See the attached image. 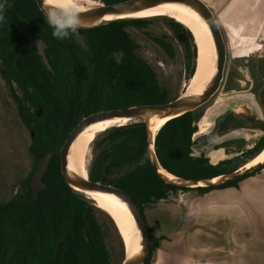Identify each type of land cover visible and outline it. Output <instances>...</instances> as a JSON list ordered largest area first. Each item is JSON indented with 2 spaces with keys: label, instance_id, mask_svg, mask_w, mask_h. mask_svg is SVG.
<instances>
[{
  "label": "trees",
  "instance_id": "obj_1",
  "mask_svg": "<svg viewBox=\"0 0 264 264\" xmlns=\"http://www.w3.org/2000/svg\"><path fill=\"white\" fill-rule=\"evenodd\" d=\"M112 5L128 0H96ZM6 7L0 21L1 73L19 117L31 136L32 175L8 202H0V264H122L125 245L112 218L84 194L71 189L61 173L60 155L69 134L85 117L103 111L140 105H161L176 100L162 85L154 66L140 53L130 29L144 31L163 24L184 50V75L190 81L196 70L197 46L192 33L173 18L158 16L125 19L80 29L79 38L55 39L53 29L35 0H0ZM32 35L43 41L40 53ZM150 36V35H149ZM171 58L175 47L153 36ZM114 52H123L117 64ZM43 110L38 117L37 111ZM195 112L168 121L155 136V153L162 168L183 179L204 180L243 168L264 150V136L240 155L217 163L196 156ZM89 179L126 191L143 214L148 206L168 200L172 193L238 188L250 175L219 186L185 188L166 183L154 168L148 151L145 123H134L104 132L96 143ZM50 151L58 152L43 178L44 187L34 196L31 179L37 163ZM144 163L141 165L140 161ZM106 217V218H104ZM108 220L121 244L122 258L114 259L107 230ZM148 228V227H147ZM151 264L160 239L148 228Z\"/></svg>",
  "mask_w": 264,
  "mask_h": 264
},
{
  "label": "rangeland",
  "instance_id": "obj_2",
  "mask_svg": "<svg viewBox=\"0 0 264 264\" xmlns=\"http://www.w3.org/2000/svg\"><path fill=\"white\" fill-rule=\"evenodd\" d=\"M130 33L140 46V53L156 69L159 80L165 87H168L174 96H187L189 82L184 75V50L177 37L163 24L151 25L144 31L130 29ZM150 35V36H149ZM153 36L161 37L175 47V56L169 57L153 40ZM32 42L37 50L42 53L43 41L37 35H32ZM198 50V49H197ZM197 63V62H196ZM225 94L219 90L205 105L195 112L198 132L195 134L196 145L195 155H205L212 163L229 159L240 155L249 149L251 142L263 136L261 131L256 129L246 120H238L232 111L227 107ZM228 104V103H227ZM104 138V133L97 136L90 147L87 156V174L94 158V148L97 142ZM31 136L22 123L16 104L12 99L8 86L1 73L0 63V202H8L19 191L21 183L29 178L33 172L34 160L30 153ZM252 184L249 186L246 180L240 183L235 189V194L230 196L229 201L239 205H252L248 220L240 222L238 237L237 232L230 233V226L223 223L220 244L227 243V238L233 235V247L238 250L248 251L252 264L264 263V168L252 176ZM248 179V180H250ZM247 180V181H248ZM203 198V199H202ZM202 199V200H201ZM217 197L204 196L196 191L188 193H172L168 200L160 206H148L145 209L144 217L147 227L151 233L163 241L170 238H183L189 224H193L194 218L186 219L184 210L180 204L174 209L172 203H182L187 207L208 208L209 205H216ZM226 202V200H223ZM250 201V202H249ZM253 205L256 207L253 208ZM173 220H170V216ZM243 215V214H242ZM236 213L234 218H240ZM106 218V217H104ZM107 230L110 234V241L113 245L114 259L120 261L122 258L121 244L115 229L108 220H105ZM210 223H206L209 227ZM214 227V225H212ZM214 236H218L219 226L215 227ZM219 230V231H218ZM220 235V234H219ZM213 239V238H212ZM214 240H218L214 237ZM225 245V244H224ZM125 259V258H124Z\"/></svg>",
  "mask_w": 264,
  "mask_h": 264
},
{
  "label": "crops",
  "instance_id": "obj_3",
  "mask_svg": "<svg viewBox=\"0 0 264 264\" xmlns=\"http://www.w3.org/2000/svg\"><path fill=\"white\" fill-rule=\"evenodd\" d=\"M204 1L215 13L227 49L224 77L219 90L222 95L225 94L226 105L235 117L240 121H248L264 136V0ZM257 140L251 142L249 148ZM248 179L245 184L249 186L253 179ZM261 189L264 192V188ZM234 192L235 189L229 188L204 194L215 195L218 199V204H210L204 209H198V203L187 208L186 203H172L174 209L180 204L186 219L194 218V223L188 225L183 238L174 237L163 242L159 238V246L152 253L151 264H252L248 251L246 253L233 247V235L227 238V243L222 238L225 245L220 244L223 233L221 224L231 223L226 224L230 226L231 232L228 234H234L235 231L238 237L239 223L245 221L244 218L248 220L253 213L252 205L229 201L228 198ZM163 202H159L156 207ZM236 213L243 215L234 218ZM172 216L170 220H173ZM207 222L210 223L209 227H206ZM216 226L220 229L218 236L211 234L215 233ZM214 237L218 240H214Z\"/></svg>",
  "mask_w": 264,
  "mask_h": 264
},
{
  "label": "water",
  "instance_id": "obj_4",
  "mask_svg": "<svg viewBox=\"0 0 264 264\" xmlns=\"http://www.w3.org/2000/svg\"><path fill=\"white\" fill-rule=\"evenodd\" d=\"M35 2L39 10L45 15V11L42 7V0H35ZM99 3L101 4V7H97L81 13V18L84 21L90 22L93 25L92 27L89 28H94L109 23H113L116 21L125 20L127 19L125 16L148 7L161 6V5H177L180 3L189 4L193 6L195 9H197L199 13L204 17L218 47L216 73L214 75L213 84L211 89L206 93H204L203 95H197V96H191L185 98L178 97L176 100L166 104L140 105L126 109L103 111L85 117L76 126V128L69 134V136L65 141L64 146L59 152L61 173L65 179L66 184L71 189L84 194L88 199L89 197L86 195V192H108L121 198L131 208L136 223L142 234V250L136 257H134L130 261H126L127 259L125 258L122 264H144L150 252L151 240L144 214L142 210L138 207L136 202L133 200V198L126 191L122 189L101 182L91 181L89 179V174L87 178H83L78 174L74 173L69 167L68 153L70 151V148L73 142L75 141V139L88 126L104 118H110V117L134 120L130 124L140 123V122L145 123L148 133L149 157L151 159L154 168L157 170L159 175L163 178V180L166 183L178 187L196 188V187L219 186L226 182L233 181L239 178H244L250 175L255 170L261 168L264 165V163L249 169L240 168L239 170L233 173L222 175L216 178L204 179V180H190V179H183L176 177L182 181H175L170 179L166 174L162 173L160 168L161 169L163 168L160 165L155 153V147H154L155 138L153 136L154 127L156 126V122L161 119L168 117H172V119H174L186 113L196 111L197 109L205 105L219 91L221 84L223 82L226 59H227L226 44L220 26L217 22L214 11L204 0H128L112 5H105L101 2ZM89 28H85V29H89ZM196 73H197V69L195 70V74ZM42 114H43L42 109L37 111L38 117H40ZM147 120L154 121L151 127L146 123ZM57 154L58 152L50 151L44 157L39 159L37 163V170L31 179V188L33 190L35 197L38 196L39 191L44 187L43 178L48 170V166L51 159ZM166 173L169 174L168 172ZM120 235L123 238L121 233ZM123 242L125 244L126 255H127V247L124 238H123Z\"/></svg>",
  "mask_w": 264,
  "mask_h": 264
},
{
  "label": "bare ground",
  "instance_id": "obj_5",
  "mask_svg": "<svg viewBox=\"0 0 264 264\" xmlns=\"http://www.w3.org/2000/svg\"><path fill=\"white\" fill-rule=\"evenodd\" d=\"M97 7H101V4L96 0H81V13ZM158 16L173 18L183 24L192 33L198 49L196 61L197 73L194 74L193 78L189 81L188 95L182 96V98L203 95L212 87L218 58V47L206 20L193 6L183 3L148 7L125 17L127 19H141ZM171 119L172 117H168L156 122V126L153 130L154 138L157 132ZM133 121L134 120L110 117L88 126L75 139L70 148L68 153V164L70 169L79 176L87 178V156L97 136L109 129L129 125ZM146 123L151 127L154 121L147 120ZM263 163L264 150L242 169H249ZM160 170L170 179L182 181L167 174L163 169L160 168ZM86 195L99 209L105 211L112 218L122 234L127 247V255L125 249L126 261H130L136 257L142 250V234L131 208L121 198L108 192H86Z\"/></svg>",
  "mask_w": 264,
  "mask_h": 264
},
{
  "label": "clouds",
  "instance_id": "obj_6",
  "mask_svg": "<svg viewBox=\"0 0 264 264\" xmlns=\"http://www.w3.org/2000/svg\"><path fill=\"white\" fill-rule=\"evenodd\" d=\"M5 3H0V21H3ZM46 23L53 29L55 39L65 40L71 36L79 38V30L92 27L81 18V0H42ZM123 52H114L112 58L117 64L123 62ZM143 160L140 161L142 165Z\"/></svg>",
  "mask_w": 264,
  "mask_h": 264
}]
</instances>
